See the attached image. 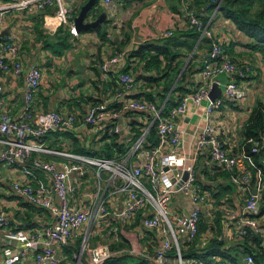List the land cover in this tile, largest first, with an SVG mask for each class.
<instances>
[{
  "label": "built area",
  "instance_id": "1",
  "mask_svg": "<svg viewBox=\"0 0 264 264\" xmlns=\"http://www.w3.org/2000/svg\"><path fill=\"white\" fill-rule=\"evenodd\" d=\"M102 3L115 17L117 0H102ZM220 5L221 1L206 23L195 12H185L189 27L197 29L200 33L197 45L206 39L210 40L211 50L203 70L194 77V85L189 88L191 92L181 99L180 104L168 116L162 113L174 88L162 104L148 102L143 98L134 97L143 84L133 74L124 72L119 74L118 88L112 97L103 103L90 106L83 117H80L79 113L57 111L36 114L33 102L41 87L43 74L37 66L30 68L25 82L26 108L22 118L15 120L0 110V135L3 136L0 170L5 165H22L24 174L32 177L34 182H14L13 194L29 205L47 212L48 220L38 218L32 222L30 229H21L15 227L6 212L0 209V264H108L111 253L107 246L91 249L88 263L84 257L96 227L110 214L109 199H118L122 195H125V207L115 213L116 218L131 225L140 215L143 216V228L154 231L161 238L162 244L156 253L158 264H166L173 250L177 252V264H203L195 260H184L180 242H193L199 237L204 209H207L209 222H213L218 212L223 214L225 237L229 230L236 229V236L242 238L245 236L242 230L244 226L264 234V225H259L257 219L249 217H256L261 213L264 181L257 185V194H252L245 200V214L242 218L235 217L228 204L216 203L210 193L203 192L196 184L197 163L203 152H208L211 160L219 166L240 171L241 181L247 186H250L252 179V174L245 166L248 156L246 152L242 156L231 155L219 141L218 130L211 124L225 101L221 97L216 100L210 98L212 85L217 83L222 88V96L228 99H243L246 93L238 80L252 73L250 67L240 66L225 57L223 45L212 29ZM31 8L41 12L55 8L54 13L47 14L44 18L45 27L50 31H57L69 24L70 0H21L0 5V22L10 11ZM71 28L72 32L77 34L74 24H71ZM173 34L174 30L167 31L164 38H170ZM4 50L8 58L0 57V70L6 71L12 67L15 74H21L23 63L14 59L18 55L19 46L13 36L6 37ZM127 55L128 52H120L103 63L100 67L103 79L107 80L111 67L121 66ZM2 90L0 85V93ZM192 103L196 108H204L207 125L195 134V150L189 156L177 152V149L183 147L185 130L181 129L176 121L186 115ZM112 105L117 107L112 109ZM127 113L148 115L151 122L123 160L99 159L51 150L41 142L50 133L74 132L79 128L81 135L88 139L94 134V141L98 143L109 125H116L115 132L121 134L123 128L119 120ZM154 126L158 132V145L144 149L146 138ZM261 152L262 148L256 143L252 147V154ZM35 153L54 156L58 160L34 157ZM262 165L264 167V154ZM33 171L43 172L48 179L35 177ZM88 172H91L95 180L89 191L84 188ZM185 172L189 173V177L183 182ZM74 176H77L79 181H76ZM180 182L183 184L178 187ZM83 190L88 193H83L79 200L78 194ZM177 195L188 197L196 208L185 213L172 212L171 204ZM57 198H60V202ZM71 199L75 200L74 203ZM85 203H88L85 208L79 207ZM81 230L84 231L82 246L74 254V262L69 263L64 257L58 256L55 246L66 244ZM245 264H255L253 257L248 256Z\"/></svg>",
  "mask_w": 264,
  "mask_h": 264
},
{
  "label": "crops",
  "instance_id": "2",
  "mask_svg": "<svg viewBox=\"0 0 264 264\" xmlns=\"http://www.w3.org/2000/svg\"><path fill=\"white\" fill-rule=\"evenodd\" d=\"M18 1L21 0H0V5L12 4ZM89 2L90 0H70V21L68 25L61 27L63 31L61 35L70 32L72 35L69 39L71 47L61 55L56 53L59 48H52L47 45L46 39V37L59 36V33L50 31L44 24L45 16L54 13L55 8H48L42 12L34 8L22 11L14 10L5 14L0 22V57L8 58L4 50V43L7 36H13L14 41L19 46L18 55L14 59L23 63V71L17 75L12 67H10V70H0V85L3 88L0 93V110L2 113L11 116L15 120L22 118L26 108V76L30 68L37 66L42 71L43 80L33 102L35 113L46 114L57 111L76 114L75 110L79 108L78 111L82 109L84 115L86 110L93 104L103 103L112 97L118 88L119 74L124 72V69L130 68V73L136 78L143 75L142 65L138 62V59L132 58L129 60L127 55L121 66L111 67L107 80L102 78L100 67L108 59L119 53L117 52L118 45L127 43L120 52L130 53L145 43L169 39L164 38L165 32L188 28L189 23L185 18V12L190 11L189 7L192 4L191 0H125V4L117 0L116 16L113 17L104 7L102 0H96L92 11L88 15L87 23L102 21L101 26L81 33H73L71 24L75 25V18ZM212 29L223 45L225 57L232 59L240 66L250 67L252 70V73L246 78L238 80L241 88L245 90V97L239 100H231L221 96L225 100L224 105L215 114V118L211 123L218 130L217 137L219 141L230 154L242 156L245 152L244 142L246 138L243 131L245 123L253 108L259 102L264 101V94L262 93L264 92V62L260 54L248 48V44L252 41L239 32L231 22L218 18ZM98 32H106L107 37L103 40ZM51 40V42H55L54 39ZM208 50L206 46L202 47L196 59L195 66L197 68L193 71H198L204 66L208 57ZM65 69L68 70V73L62 77ZM194 77L188 78V90L194 85ZM224 81L226 80L224 79ZM88 102L91 103L87 105ZM130 114L127 113L122 119L121 127L123 131L125 130V134L130 133L129 125L134 120L145 126L144 129L150 125V116L139 114L141 116L134 117ZM176 123L181 129L185 130L183 147L177 149V152L178 154L186 153L190 156L195 150L193 145L195 134L207 125L204 108H196L193 103L190 104L186 115L181 120H177ZM71 134L82 138L79 128ZM94 137L95 135L92 134L87 139V143L91 144L95 140ZM82 140L85 142L83 138ZM1 141H3V136L0 135V151L3 148ZM41 142L48 149L73 153L71 151L73 147L72 137L64 136V133L47 135ZM34 157L58 160L54 156L39 153H35ZM259 164H261V161L257 164L253 157L247 156L245 159L247 171L254 174L256 180L253 187L251 185L247 186L241 179L237 181V177L241 176L242 173L237 169L233 170H237V176L233 180L236 187L234 193H232L233 205L230 208L235 217L242 218L244 216L245 200L253 194V190H256L257 185L264 181V167L261 168ZM5 167H8L6 168L7 173L2 175L1 170ZM219 167L221 166L211 160L208 152H203L197 163V171L200 172L204 169L211 171L213 168ZM2 169L0 170V209L6 212L13 225L21 229H30L32 222L36 219L46 218L48 220L47 212H44V215L30 213L27 210L28 203L13 194L12 184L14 182L22 181L31 184L34 182L32 177L24 174L22 165H5ZM33 174L39 179H48L43 172L33 171ZM74 178L79 181L77 176H74ZM85 179L84 188L89 191L94 184L91 172L86 174ZM219 180H222L221 177H219ZM206 183L211 184L208 179ZM86 190L78 194L79 200L83 193H88ZM71 200L74 203L75 200ZM87 205L88 203L80 204L79 207L85 208ZM124 207L125 195L118 199H109L110 214L96 227L95 234L89 241L84 257L86 263L90 260L91 249L96 246H107L110 249L111 257L109 260L111 261L132 256L141 257L148 262L158 264L156 253L161 247V238L154 231L143 228L142 222L132 227V225L129 226L118 220L115 213ZM195 208L196 205L188 197L182 195L172 201L171 204L172 212L185 213ZM206 212L207 209H204L203 214L207 218ZM235 233L236 229L229 230L226 237H234ZM83 235L84 231L81 230L70 238L66 244L56 245L55 250L58 256L64 257L69 263L74 262L73 257L81 245ZM203 237L206 241L208 240L207 234H203ZM166 264H177V261L170 256Z\"/></svg>",
  "mask_w": 264,
  "mask_h": 264
},
{
  "label": "trees",
  "instance_id": "3",
  "mask_svg": "<svg viewBox=\"0 0 264 264\" xmlns=\"http://www.w3.org/2000/svg\"><path fill=\"white\" fill-rule=\"evenodd\" d=\"M119 1L125 4V0ZM220 1L221 5L218 9L215 21H217L218 18H223L231 22L239 32L252 41L248 44V48L260 54L264 62V0H191L192 4L189 8L190 11L195 12V14L206 23ZM185 18L187 19L186 14ZM213 26L214 24L212 27ZM57 32L59 36H55L54 38L52 36L51 38L46 37L47 45L52 48H59V50H56V53L61 55L64 51L70 49L71 44L69 39L72 35L70 32L61 35L63 33L62 28H59ZM98 34L103 40L107 37L106 32H98ZM199 36L200 33L197 29L190 28L188 24V28L185 30L174 31V34L169 39L154 43H145L130 52L128 59H138V62L142 65L141 68L143 73V75L137 77V80L141 81L143 86L134 97L143 98L155 104H162L174 88L162 113L164 116H168L169 113L180 104L181 99L191 92L187 89V85L189 84L188 78L191 76L194 77L195 74L203 70L204 66L198 71H193L197 68L195 66L196 59L202 47L206 46L210 53V40L206 39L202 44L197 45ZM51 39H54L55 42H51ZM126 45L127 43H120L117 52L120 53ZM188 60L189 62L187 63ZM124 73H130V68L124 69ZM89 103L91 102L86 104L88 105ZM116 107L117 106L112 105L110 108L114 109ZM78 109L79 108L75 111L79 113L81 117L83 111H81L82 109L78 111ZM130 115L134 117L141 116L133 113ZM115 126L116 125H109L104 132V137L98 143L93 141L91 144L87 143L88 138L83 135H81V137L85 142L82 138L71 134L72 132L63 133L64 136L72 137L73 147L71 151L73 153L99 159L123 160L128 156L133 145L143 134L145 126L134 120L129 125V134L116 133L114 130ZM243 131L246 138L244 142L246 154L251 158L253 157L255 163L258 164V162L261 161L262 164L264 154V101L259 102L253 108L250 117L245 123ZM158 141V132L156 126H154L150 130L143 147L144 149L156 147ZM255 143H258L259 147L262 148L260 154H252V147ZM261 164L259 165L263 168ZM236 171L227 170L224 167L213 168L211 171L204 169L202 172H197L196 184L201 187L203 192L210 193L216 200V203L228 204L231 206L233 205L232 193H234L236 187L233 181L234 177L236 178L237 176ZM252 175L250 185L253 187L256 180L254 174ZM219 177H221V181ZM241 177L242 176L237 177L238 181H240ZM207 179L211 184L206 183ZM261 206L260 215L249 217L257 219L259 225L263 226L264 192L261 195ZM27 210H29L30 213L33 212L44 215V210H37L29 204H27ZM142 218L143 216L140 215L136 222L131 224L132 227L142 222ZM223 224L224 219L221 212L216 214L213 222H209L208 218L202 217L199 237L193 242H188L187 240H182L180 242V251L183 259L195 260L203 264H245V259L248 256H252L255 264H264V234L256 232L252 227L244 226L242 230L245 232V236L242 238L236 236V234L231 238L225 237ZM203 234L208 235L207 241L204 239ZM227 239H229V241H227ZM231 240L235 242L230 244ZM170 256L174 260H177L176 250H173ZM107 263L153 264L141 257L137 258L132 256H126L118 260H108Z\"/></svg>",
  "mask_w": 264,
  "mask_h": 264
},
{
  "label": "water",
  "instance_id": "4",
  "mask_svg": "<svg viewBox=\"0 0 264 264\" xmlns=\"http://www.w3.org/2000/svg\"><path fill=\"white\" fill-rule=\"evenodd\" d=\"M96 0H90L89 3H87L81 10L80 14L78 15L77 18H75V28L77 33H81L86 30H91L94 28H99L101 26L102 21H96V22H90L87 23L88 21V15L92 11V8L94 7ZM223 95L222 88L218 86L217 83H214L212 85L211 91H210V98L212 100H216L217 98L221 97ZM123 122L122 119L119 120V124L121 125ZM121 134H124V131H121ZM167 171V168L165 169ZM189 177V173L185 172L183 176V182L186 181ZM183 182H180L178 184V187H180ZM253 194H257V190H253ZM58 202H60V198H57ZM182 241V240H181Z\"/></svg>",
  "mask_w": 264,
  "mask_h": 264
},
{
  "label": "rangeland",
  "instance_id": "5",
  "mask_svg": "<svg viewBox=\"0 0 264 264\" xmlns=\"http://www.w3.org/2000/svg\"><path fill=\"white\" fill-rule=\"evenodd\" d=\"M68 73V70H64L63 71V73H62V77H63V75H65V74H67ZM69 79V78H68ZM264 89V88H263ZM263 94H264V92H262ZM132 149V148H131ZM6 168H8V167H5V168H3L2 170H1V174L3 175V174H6L7 173V170H6ZM94 180V179H93ZM94 182H95V180H94ZM180 195H177V196H175V198L173 199V201H175L176 200V198L177 197H179ZM227 241H229V239H227ZM231 242H235V241H232L231 240ZM81 246H82V242H81V245L79 246V249L81 248ZM79 249H78V251H79Z\"/></svg>",
  "mask_w": 264,
  "mask_h": 264
}]
</instances>
